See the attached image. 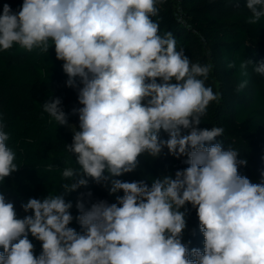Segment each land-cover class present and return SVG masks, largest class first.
I'll list each match as a JSON object with an SVG mask.
<instances>
[{
	"label": "clouds",
	"instance_id": "1",
	"mask_svg": "<svg viewBox=\"0 0 264 264\" xmlns=\"http://www.w3.org/2000/svg\"><path fill=\"white\" fill-rule=\"evenodd\" d=\"M162 2L23 0L15 12L3 5L0 51L18 45L48 53L54 46L66 85L77 89L82 107L72 110L77 129L68 124L60 98L42 104L49 123L71 128L65 151L75 166L66 160L60 171L63 194L29 198L21 205L23 218L0 191V264H264V173L259 182L240 175L248 162L217 141L225 129L199 127L222 94L206 86L212 64L193 63L170 31L160 34L153 17ZM245 7L248 24L264 18V0H245ZM250 65L264 76V61L243 60L242 77ZM247 84L241 80L236 91ZM4 128L0 120V186L21 167ZM165 148L188 165L174 178H156L150 187L143 180L115 179L134 172L141 155L157 158ZM90 180L110 183L109 193L123 196L86 207L81 193L78 232L69 227L73 204L65 194ZM188 205L196 211L203 250L183 241ZM29 235L41 242L39 255Z\"/></svg>",
	"mask_w": 264,
	"mask_h": 264
},
{
	"label": "trees",
	"instance_id": "2",
	"mask_svg": "<svg viewBox=\"0 0 264 264\" xmlns=\"http://www.w3.org/2000/svg\"><path fill=\"white\" fill-rule=\"evenodd\" d=\"M22 2L0 0V12L5 3L14 12L18 11ZM158 8L159 14L153 20L159 23L160 34L170 31L177 49L183 48L193 63L213 65L205 83L214 92H220L222 99L219 103H210L199 127H223L224 134L217 141L225 148H235L239 158L247 159V165L239 167L240 175L259 182L264 173V76L253 72L250 65L249 75L242 77L239 65L243 60L264 61V18L255 25L248 24L250 13L245 0H240L239 8L235 7V0H163ZM229 62H234L236 67L229 69ZM62 63L56 59L54 46L48 53H38V50L28 53L18 45L0 51V120L10 135L8 145L16 152V163L21 166L5 179L0 191L6 200L14 203L18 218L26 215L21 205L29 198L42 200L48 193L63 194L60 171L67 166L66 160L75 166L65 151V145L72 142V131L55 122L49 123L50 117L42 109L46 101L60 98L68 124L74 123L78 129V115L72 114V110L82 105L78 102L77 89L66 85L68 77ZM243 79L248 80L247 87L237 92V85ZM161 138L167 139V134L161 132ZM184 159L171 156L166 148L157 158L145 153L139 157L134 172L115 179L143 180L150 187L156 178L168 175L174 178L177 170L188 166ZM48 164L56 167L46 171ZM108 189L107 185L90 180L88 187L65 194V200L73 204L70 211L74 219L69 227L81 231L75 219L79 214L75 204L81 193L85 194L86 207L99 200L116 203V197L123 196L122 191L110 194ZM88 192L92 193L90 197ZM187 208L183 241L189 249L203 250L198 217L191 205ZM29 239L34 245V254L39 255L41 242L31 235Z\"/></svg>",
	"mask_w": 264,
	"mask_h": 264
},
{
	"label": "rangeland",
	"instance_id": "3",
	"mask_svg": "<svg viewBox=\"0 0 264 264\" xmlns=\"http://www.w3.org/2000/svg\"><path fill=\"white\" fill-rule=\"evenodd\" d=\"M69 125H74V123H69ZM66 128H67V130H71V128L70 127H68V126H66ZM110 183H108L107 184V187H109L110 188ZM194 210V213L196 214V211H195V209H193Z\"/></svg>",
	"mask_w": 264,
	"mask_h": 264
}]
</instances>
